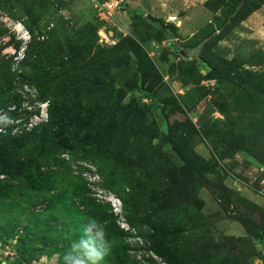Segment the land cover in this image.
I'll use <instances>...</instances> for the list:
<instances>
[{"label": "rangeland", "instance_id": "obj_1", "mask_svg": "<svg viewBox=\"0 0 264 264\" xmlns=\"http://www.w3.org/2000/svg\"><path fill=\"white\" fill-rule=\"evenodd\" d=\"M245 2L0 0V135L67 118L34 134L19 181L0 176V264H63L104 216L132 264H264V149H244L264 117V0Z\"/></svg>", "mask_w": 264, "mask_h": 264}, {"label": "trees", "instance_id": "obj_2", "mask_svg": "<svg viewBox=\"0 0 264 264\" xmlns=\"http://www.w3.org/2000/svg\"><path fill=\"white\" fill-rule=\"evenodd\" d=\"M245 0L243 4L245 5ZM264 4V3H263ZM262 3L255 5V9H259ZM32 38L35 39V31H31ZM37 54L33 51V45L31 44L25 51L24 57L22 59V64L29 63L35 59ZM49 73V71H47ZM38 99L43 101L45 100V91L40 86ZM262 123H258L252 126L251 132L253 137L249 139L248 147L244 148L245 150L255 152L260 149H264V117L261 116ZM67 121V118L63 117L61 113L54 110L53 108L48 109L47 121L39 124L30 131L23 132L17 136L11 134L0 135V176L6 177L11 181H19L24 173H26L27 167L29 165L27 159L23 158L22 153L25 149H28L31 138L39 131L44 132H53L57 135L60 133L63 134L62 125ZM108 184V183H107ZM109 187V184H108ZM112 189L111 187H109ZM1 189V186H0ZM50 188L46 189L48 197L52 203V207H55L57 201H55L54 196L50 194ZM1 193V191H0ZM124 208H127V200L121 198ZM103 217V215H101ZM102 220V218H101ZM108 221L104 230L108 240L112 246V252L115 254L114 264H132V260L129 255L123 249L124 245L123 232L119 231L116 228V219L113 216H104L103 222ZM128 224L130 229L135 230L138 228L139 219L138 218H129ZM80 235V234H79ZM126 247V246H125ZM156 255L163 259L166 264H173L171 257L161 251L155 250Z\"/></svg>", "mask_w": 264, "mask_h": 264}, {"label": "clouds", "instance_id": "obj_3", "mask_svg": "<svg viewBox=\"0 0 264 264\" xmlns=\"http://www.w3.org/2000/svg\"><path fill=\"white\" fill-rule=\"evenodd\" d=\"M48 117V110L46 111ZM47 121V119H46ZM11 122L7 113H0V125L7 126ZM4 127H0V132ZM71 249L63 255V264H102L111 250L104 227L95 221L83 226L80 238L71 242Z\"/></svg>", "mask_w": 264, "mask_h": 264}, {"label": "built area", "instance_id": "obj_4", "mask_svg": "<svg viewBox=\"0 0 264 264\" xmlns=\"http://www.w3.org/2000/svg\"><path fill=\"white\" fill-rule=\"evenodd\" d=\"M112 8V6H110V9Z\"/></svg>", "mask_w": 264, "mask_h": 264}]
</instances>
